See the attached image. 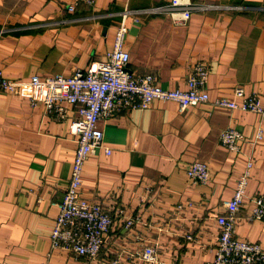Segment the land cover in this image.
Masks as SVG:
<instances>
[{
	"label": "crops",
	"instance_id": "0c3cea01",
	"mask_svg": "<svg viewBox=\"0 0 264 264\" xmlns=\"http://www.w3.org/2000/svg\"><path fill=\"white\" fill-rule=\"evenodd\" d=\"M70 0H0V71L9 80L70 76L105 60L114 44L124 0H95L93 7L66 11ZM170 0H129L130 9ZM238 5L242 11L193 13L185 24L168 15L126 21L128 71L151 74L166 90L186 89L194 64L209 69L210 101L231 98L236 87L264 104V0H192ZM109 14V15H107ZM106 15L94 20L83 18ZM76 115L58 121L25 95L0 91V264H145L134 258L155 245L162 264H205L213 258L216 217L231 199L246 163L252 161L247 199L264 196V117L210 104L179 111L155 101L148 109L119 113L98 122L103 146L83 166L81 190L88 199L135 218L126 230L115 218L97 259L50 251L57 204L66 190L76 151L69 129ZM236 129L246 139L241 152L224 148L220 135ZM262 139L252 145L258 129ZM206 164L209 179L193 182L188 165ZM190 203L180 212L178 204ZM241 209L236 237L264 249V221H249ZM187 237H190L188 239ZM47 254H49L48 257Z\"/></svg>",
	"mask_w": 264,
	"mask_h": 264
},
{
	"label": "built area",
	"instance_id": "2783aa9c",
	"mask_svg": "<svg viewBox=\"0 0 264 264\" xmlns=\"http://www.w3.org/2000/svg\"><path fill=\"white\" fill-rule=\"evenodd\" d=\"M127 5L118 14L121 23L117 28L112 50L105 60L92 61L85 69H78L70 76L54 75L45 78L33 76L27 82H17L5 78L0 71V91L21 94L28 98L32 108L42 105L45 113L58 121L68 117V107H73L76 115L70 120L69 129L76 137V151L71 166L69 184L57 204L58 214L50 234V251L61 250L75 257H85L91 261L98 258L115 218L123 220L126 230L132 229L135 218L125 214L123 209L114 210L102 203L88 199L81 190L82 171L88 157L97 149L111 151L103 146V134L98 122L123 112L143 111L155 101L175 103L179 111L189 107L210 104L214 108L228 111H244L264 117V104L259 96L247 94L243 87H236L231 98L210 101L207 93L209 69L204 62L194 64L186 79V89L166 90L159 86L151 74L134 76L128 71L129 53L125 49L128 32L126 21L138 24L141 17L168 15L175 24H185L195 13L214 10L242 11L238 5H219L192 0H170L157 6L130 9ZM95 0H70L66 11L73 14L79 6L93 7ZM109 15V14H107ZM106 15L83 18L94 20ZM262 139L259 128L249 144L256 145ZM221 145L233 153L241 152L246 142L245 136L236 129H226L220 135ZM252 161L246 163L239 177L231 199L223 202V214L216 217L218 236L213 248V258L205 264H264V249L258 243L236 237L239 213L245 202L250 206L249 221H264V196L247 199L246 188L250 178ZM187 176L193 182L206 183L209 179L208 167L194 162L188 165ZM187 203L174 207L182 211ZM190 239V237H187ZM47 254L46 257H48ZM134 258L145 264H162L155 245H146ZM44 264H48L45 261Z\"/></svg>",
	"mask_w": 264,
	"mask_h": 264
}]
</instances>
